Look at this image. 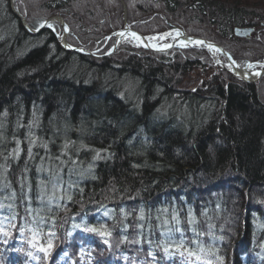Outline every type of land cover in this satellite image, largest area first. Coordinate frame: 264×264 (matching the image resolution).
<instances>
[{
  "label": "trees",
  "instance_id": "16d2710c",
  "mask_svg": "<svg viewBox=\"0 0 264 264\" xmlns=\"http://www.w3.org/2000/svg\"><path fill=\"white\" fill-rule=\"evenodd\" d=\"M25 1L16 0L26 16ZM42 1L40 11L47 6L69 13L81 2L87 8L103 0ZM124 1L128 22L144 34L179 24L189 34L220 43L242 66L250 59L243 57L246 52L264 62L259 1ZM156 9L162 15H142ZM67 13L74 45L88 46L90 34L106 31L105 18L100 22L87 13ZM116 20L110 29L124 26L121 13ZM235 26L261 27V40L254 34L238 37ZM255 42L261 51L257 58ZM207 55L193 47L156 53L127 44L104 57L68 52L51 28L31 34L9 1L0 0V264H197L199 259L216 264L224 256L236 257L238 264L256 262L240 255L243 247L238 252L230 247L241 242L249 248L254 238L264 239V83L216 71L179 95L177 109L161 108L182 75L214 65ZM86 65L96 67L99 78L109 67L121 76L128 73L135 80L134 93L123 89L117 74L112 87L102 88L103 78H86ZM185 98L193 100V112ZM136 133L134 141L140 144L128 147ZM86 157L92 160L84 166ZM51 161L63 166L65 186L78 191V197L55 188ZM177 200L185 210L179 214L181 226L189 227L191 213L200 217L189 223L200 230L205 246L211 244L203 256L186 247L194 242L188 234L171 239L155 224L140 226L138 211ZM240 200L254 215L239 208ZM117 207L123 209L120 217L113 213ZM101 226L111 235L83 231ZM49 239L54 247L45 256L39 247Z\"/></svg>",
  "mask_w": 264,
  "mask_h": 264
},
{
  "label": "rangeland",
  "instance_id": "374dc122",
  "mask_svg": "<svg viewBox=\"0 0 264 264\" xmlns=\"http://www.w3.org/2000/svg\"><path fill=\"white\" fill-rule=\"evenodd\" d=\"M9 1V6H10V0ZM39 1L40 0H27V4H26V1H25V7H26V11H27V14L28 15H24L22 13V11L20 10L19 6L17 5V2L16 0H14V3L15 5H17L19 11L22 13V15L25 17L27 23L29 24V26H31L34 30H36L37 28H39V25L45 21H47L49 18L51 17H56V16H63L65 19H66V14L67 12H64L62 11L61 9H50V8H47V6H42V10L40 11V7H39ZM42 1V0H41ZM109 3H106V1H102L101 3H94L91 7H87L89 9L86 8V5L85 3L81 2L80 4H77L76 6H74L71 11L67 14H84V13H87L89 15H93L95 16L94 19L96 20H100V22L102 20H104L105 18V22L107 23V28L104 26L103 28L106 29V31H99L96 36L95 35H91L88 37L87 39V44H89L88 46H78V47H84L85 50H82V51H77V50H72L71 51H76V52H79V53H85V54H88L89 56H92V55H96L97 57H104V56H108L110 54H113L118 48H120V46L122 44H127L129 46H136V45H140L142 46L135 38H133L131 35L127 34L125 35L121 40L120 42L118 43V47L114 48V44L116 43V38H117V34L114 33V31L118 30V29H121L123 28L124 26L118 28V27H113V29H110L112 26H113V23H117L118 24V20H116V18L119 16V14L121 13V15H123V18L124 16L127 18V15H128V11H127V4L124 0H107ZM119 1V2H118ZM249 1H252L253 3L254 2H257L259 1L260 6H264V0H249ZM46 2V0H43L42 3ZM120 2H121V6L123 7V9H121V6H120ZM38 3V4H37ZM48 5H52V4H48ZM11 7V6H10ZM39 7V8H38ZM129 7V6H128ZM74 9V10H73ZM12 12H13V9L11 8ZM63 12V13H62ZM161 10L159 9H156V11H151V13H144L142 14L143 16H148L149 14H151V16H156V15H162V12ZM14 13V12H13ZM16 13H14L15 15ZM40 14V15H39ZM134 15V14H133ZM16 16H18L16 14ZM41 16H46L45 18H41ZM115 16V17H114ZM19 17V16H18ZM114 17V18H113ZM184 17H188L187 15H184ZM20 18V17H19ZM40 19V20H39ZM92 19V20H94ZM21 20V18H20ZM95 20V21H96ZM34 22L35 24L37 23V27H34L30 24V22ZM58 23L59 25L61 26H55L54 23ZM133 23V25L135 24L134 21H131ZM130 22V24H132ZM21 23L24 26L22 20H21ZM48 23L52 24L53 27L51 28L53 30V32L56 34V36H58L59 38V46L63 47L62 46V33H63V25L61 23L60 20H55V19H52L50 20ZM34 24V25H35ZM66 24L68 25L67 21H66ZM125 24V23H124ZM200 25H203V24H200ZM69 29H68V34H67V40L68 42L70 43V45H73V46H77V45H74L73 43L70 42V39H69V35L72 31H70V25H68ZM181 28L182 30L186 31L181 25H176V24H173V25H168L167 27L163 28L160 30V32H157L156 34H152L153 36H150V37H154V38H157L159 37L158 39V44L159 46H163V45H166L168 44L169 41L173 40L174 38L173 37H176L179 35L180 31L174 29V28ZM200 27V26H199ZM239 27V26H238ZM244 27H248V26H244ZM244 27H240V28H244ZM26 30H28L31 34L33 35H38L39 33H41L42 31H44L45 29H48V27H44L42 28L40 31H38L37 33H34V32H31L30 29L28 27H25ZM155 26H153V30ZM158 28H161V25L158 27ZM250 28H253V27H250ZM58 29V31H57ZM140 30V29H139ZM141 31V30H140ZM262 28L260 27H257V28H253V31L247 35H244V36H240L238 35L237 33H235L238 37H246V36H250L251 34H254V36L256 38H258L259 40H261L259 37H261L262 35ZM94 32H97V31H94ZM188 33V31H186ZM189 34V33H188ZM190 35V34H189ZM191 35H196V36H199L197 34H191ZM149 36V35H148ZM202 36V35H201ZM199 36V37H201ZM204 37V36H202ZM161 38V39H160ZM205 38V37H204ZM153 39V38H152ZM207 39V38H206ZM209 40V39H208ZM212 41V40H211ZM215 41V40H214ZM30 42V41H28ZM33 42V41H32ZM217 42V41H216ZM261 42H264V40H261ZM221 45V44H220ZM255 45L256 42H255ZM253 45L254 48H257L255 49V58H257L259 55H261V51L260 49L258 48L259 45L255 46ZM261 45V44H260ZM95 46H96V49H99V50H96L95 49ZM99 46V48H98ZM222 46V45H221ZM144 49H148V50H151L149 48H146L144 46H142ZM190 47H193V48H197V49H203L204 51L207 52V56L211 59L212 62H214V65L211 66H207L206 67H202L198 69H191V71L187 72L184 76L182 75L181 76V80L180 81H176L178 82L177 84V89H174V92L172 93V96L170 98V100H167L168 102H164L163 106H161L162 110L163 111H167L168 108L171 109V107H174L175 109H177L178 107V104H180V100L181 98L179 97V95L181 96L183 93H185V90H190L192 91V89H195L197 88L198 86L201 85V83L203 82V80H206L208 77H210L211 75H213V72H221V71H224L226 70L227 72H229L231 75H233L234 77H236L237 79L241 80L240 78H238L236 75H234L233 72H230L228 70V67H223L222 65L219 64L218 60H222V61H226V65L228 66V61L226 60V57L224 56V54L220 52H216V55L213 54L211 55L210 51L208 50L207 47L203 46V47H198V45H191L190 46H179V48H190ZM224 47V46H222ZM225 48V47H224ZM64 50H66L64 47H63ZM174 49H177V47H175ZM226 49V48H225ZM105 50V51H104ZM173 50V49H172ZM227 50V49H226ZM68 51V50H66ZM71 51H68V52H71ZM99 51H104V53L102 52V54H98ZM152 52H155L153 50H151ZM160 52V51H158ZM156 52V53H158ZM160 53H164V52H160ZM169 53V52H168ZM232 55V54H231ZM245 55H247L246 57L250 58L248 59L249 62L247 64H251V65H256L254 68L253 67H250L251 70H255V68L257 67H264V62H259L260 60L257 61H254L252 58L254 57H250L249 54L246 52L244 54L243 57H245ZM221 56H224L225 57V60L221 58ZM168 57V56H167ZM171 57V56H170ZM201 57H202V54H201ZM204 57V56H203ZM233 57V55H232ZM234 58V57H233ZM216 59V60H215ZM235 59V58H234ZM262 59V58H261ZM244 60V59H242ZM236 61V59H235ZM238 62V61H237ZM239 64V62H238ZM245 64V65H247ZM241 67H245V66H242L241 64H239ZM83 66V65H82ZM84 68V67H83ZM86 70H84L83 72H85V74L87 75L86 78L88 79H94L96 78L97 81H100L101 78H103L102 80H104L106 83H101L102 85V88H106L108 89L109 87H112V81H113V78L112 76H115V74L118 75L119 77V81H120V85L122 84L123 86V89L124 90H129V93H134V90H135V83L133 81H135L134 79L131 78L130 75H127L128 73H126V75H120V73L117 71L118 69H114L109 67V68H105L104 70L101 71V78H99V75H96L95 72L97 71L96 67H91V66H88L86 65L85 66ZM219 75H223V72L222 73H219ZM178 77V75L176 76ZM178 79V78H177ZM222 79V78H221ZM259 81H261V83H264V76H262L260 79H258ZM243 81V80H241ZM245 82V81H243ZM248 82V81H246ZM176 86V85H175ZM174 86V87H175ZM120 90V89H119ZM118 90V93H120V91ZM139 91H141V88L139 87ZM127 93V92H126ZM125 93V94H126ZM139 94H141V92H139ZM145 94V92H144ZM105 95V94H104ZM135 96H136V93H135ZM133 96V97H135ZM129 97H132V96H129ZM132 97V98H133ZM156 98V96H155ZM135 99V98H133ZM186 99V98H185ZM35 102L32 101V103ZM186 107L191 110L193 112V100L190 99H186ZM33 106V104H31ZM185 105V104H184ZM30 106V108L32 107ZM29 108V109H30ZM36 108V107H35ZM184 109V108H183ZM36 112V111H35ZM33 114H36V113H33ZM35 117V115H34ZM152 123V126L153 124H155V119L151 120L150 121ZM134 126V125H132ZM139 132V131H138ZM142 132V130H141ZM30 135H33V132L30 134ZM133 137L131 138L132 140H129L127 141L128 142V147L131 146L133 148H137V146L140 144V143H136V141H134V139H139L138 137V134H134L132 135ZM34 137V135H33ZM142 143V142H141ZM68 144V143H67ZM69 145V144H68ZM139 151V150H138ZM165 209H167V207H165ZM165 211V210H164ZM189 212V211H187ZM163 220L165 221L164 224H166L164 227H172L173 226H178L180 227L181 226V219L179 218V216H175V215H168L167 213H164L163 215ZM151 221V220H150ZM142 224L144 225V227L146 229H149L151 227L152 224L148 225V221L147 219H142ZM143 227V228H144ZM193 229V228H192ZM195 229V227H194ZM164 234V230H161ZM161 233V232H160ZM167 237L171 238V239H174L173 236H169V234L166 235ZM198 240L199 241H194L193 243H191V246L190 244L188 243L186 245L187 248H191L194 252L198 253L197 255H204L206 251H209L210 249V246L211 244H209V246H205V242L200 238L198 237ZM182 246V245H181ZM175 250H177L178 248H175Z\"/></svg>",
  "mask_w": 264,
  "mask_h": 264
},
{
  "label": "bare ground",
  "instance_id": "6f19581e",
  "mask_svg": "<svg viewBox=\"0 0 264 264\" xmlns=\"http://www.w3.org/2000/svg\"><path fill=\"white\" fill-rule=\"evenodd\" d=\"M65 21H66V19H65ZM128 23V25L130 26V28L131 29H137V30H139L138 28H136V27H134L133 26V24H130L129 22H128V20H127V18L124 16V23ZM237 27L238 26H235L234 27V32L236 33V29H237ZM69 28V27H68ZM240 28V27H239ZM140 31V30H139ZM141 32V31H140ZM143 33V32H142ZM144 34V33H143ZM145 36L147 35V34H144ZM147 37L149 38V40H151L152 38H153V40H152V42H154V43H157L158 42V39H159V37H157V38H154V37H150V36H148L147 35ZM174 39L176 38V37H173ZM161 39V38H160ZM137 40V39H136ZM142 46H144V43H141L139 40H137ZM190 44L192 45H198V47H200L201 45V47H203V46H205V47H207L208 48V50L210 51V53H211V55H213V54H215L216 55V52L215 51H213V50H210L209 49V47H208V45H205V44H199V43H194V42H192V41H179L178 42V45L179 46H190ZM179 46H177V48H179ZM200 47V48H201ZM172 49H174V48H172ZM172 49H170L169 51H171ZM168 51V52H169ZM229 51V50H228ZM168 52H164V53H168ZM230 52V51H229ZM216 60V59H215ZM225 63H226V61H225ZM259 68V67H258ZM257 67L255 68V70L256 69H258ZM252 71H254V70H252ZM90 157V156H89ZM90 158H84L82 161H83V164L82 165H84V166H87V165H89L91 162H90V160H92V159H90ZM51 164H53V162L51 161L50 162ZM55 163V162H54ZM54 165V166H53ZM53 165H51V167H53V169L51 170V172H50V170H49V178H51V180L53 181V184H55L56 183V185L57 186H55V188H57V190H62V191H59V192H62L63 194L65 193H67L68 194V196L69 197H71V194H70V192L71 193H74V194H79V192L77 191H74V189L73 188H68V187H66L65 186V180H67V177H64L63 176V173H62V168H63V166L62 165H59V166H61V167H59V166H57V164H53ZM64 165H67V164H64ZM66 172H68L67 174H69V175H72V176H75V174L76 173H74V172H71V170H67ZM73 173V174H72ZM260 187L263 185L262 183L261 184H258ZM261 189H262V187H261ZM51 194H53V192H51ZM45 195H46V193H45ZM55 195L56 196H58V193H55ZM79 195H77L76 197H78ZM47 199L49 198L48 197V195L47 196H45ZM75 197V198H76ZM50 203H52V201L50 200ZM182 206L183 205H181L180 203H179V201L177 200V201H175V202H170V203H166V205L165 206H162V207H160V206H158V207H154L152 210H150L149 212H148V210H143V211H138L137 213H138V217L141 219V221H140V226L141 227H144V225L142 224V219L144 218V219H147V221H148V225H150V224H155L157 227H159L161 230H164V232H165V235H167V234H169V236H173V238H174V236H178V233H185L186 235L188 234V236L193 240V241H199L198 240V232H200V230L198 229H192V226H190V224L191 225H193V222L192 223H189L190 221H193L194 220V218L196 217V215H195V213H191V214H189V216H188V219H187V221H189V222H187L188 224H189V227H185L184 225L183 226H180V227H178V226H173V228L172 227H164L166 224H164L165 223V221L162 219L163 218V214L164 213H167L168 215H175V216H179V218L181 219V217H180V215L179 214H183L181 211H185V210H183L182 209ZM165 207H167V209H165ZM239 208H241V209H243L244 211H245V213L246 214H248L249 216H252V215H254V213L252 212V210L247 206V202H244V201H241L240 200V204H239ZM121 210H123L122 208L120 209L119 207H117V208H114L113 209V213H115L117 216H119L120 217V215H121V213H123ZM165 210V211H164ZM152 211V212H151ZM188 211V210H187ZM148 214H147V213ZM126 213V212H125ZM200 219V217H196L195 218V221L196 222H198V220ZM151 220V221H150ZM181 222H182V220H181ZM181 225H182V223H181ZM145 228V227H144ZM79 229V228H78ZM163 233V232H162ZM164 234V233H163ZM251 236L253 235V234H250ZM256 239H257V241H256ZM254 238V240L255 241H253V247H244V245H243V243H241L240 242V244H237V246L236 247H234V246H232L231 245V249L233 250V252H238L239 251V249L240 248H242L239 252H241L240 253V255L241 256H244L249 262H253L254 261V258H256V262H254V264H264V254H262V253H264V239H262V238H259V237H257V238ZM252 250H256V252L258 253V252H261L260 254H255V256L253 255V251ZM229 255H231L230 253H231V251H229V252H227ZM196 254H198V253H196ZM201 256V255H200ZM203 256V255H202ZM202 258H204V259H206V260H208L207 258H205V257H202ZM236 257H230V256H224V258H221L218 262H216V264H238L237 263V261H236V259H235ZM251 260V261H250ZM196 262V261H195ZM197 264H203L202 263V261H200V259H199V261L198 262H196ZM246 264V263H245Z\"/></svg>",
  "mask_w": 264,
  "mask_h": 264
},
{
  "label": "water",
  "instance_id": "95a60500",
  "mask_svg": "<svg viewBox=\"0 0 264 264\" xmlns=\"http://www.w3.org/2000/svg\"><path fill=\"white\" fill-rule=\"evenodd\" d=\"M10 6L13 9V12L16 13L22 20L23 24L25 27H28L30 29L31 32L37 33L38 31H40L42 28H38L39 30H34L31 26H29V24L27 23L25 17L22 15V13L19 11L17 5H15L14 0H10ZM55 19V20H60L62 25H63V33H62V46L68 50L71 51L72 50H77V51H82L85 50L84 47H78V46H73L70 45V43L67 40V34H68V25L66 24L65 18L61 15L56 16V17H51L49 18L47 21L43 22V23H48L50 20ZM44 28V27H43ZM178 31H180L179 35L176 36L175 39L171 40L168 42V44L163 45V46H159L158 43H154L152 42L153 39L149 40V38L147 37V35L145 36L142 32H140L137 29H131L130 26L128 25V23L126 22L124 24V27L121 29H118L116 31H114L115 34H117V38H116V43L114 44V48L118 47V43L120 42V40L127 34L131 35V33H136L139 37H141V39L139 40L141 43H144V47L149 48L155 52H168L170 49L175 48L178 45L179 41H192L194 43H197V41H203L205 45H213L215 47H218L219 49H221V53L224 54V56L226 57V60L228 61V66L226 65L225 61L222 60H218L219 64L222 65L223 67H228V70L230 72H233L234 75H236L238 78H240L243 81H248V82H256L258 79H260L262 76H264V67H260L254 71H252L249 67L250 64L245 65V67H241L237 61H235V59L232 57L231 53L226 50L224 47H222L220 45V43L214 41V40H208L204 37H199L196 35H189L186 31L182 30L181 28H174ZM253 31V28L250 27H244V28H239L237 27L236 29V33L240 36H244L247 35L249 33H251ZM121 33H123V35H121ZM201 44V43H199ZM168 45H170V47H168ZM193 45V44H192ZM202 46V45H201ZM200 46V47H201ZM257 73H259V75H257Z\"/></svg>",
  "mask_w": 264,
  "mask_h": 264
},
{
  "label": "snow or ice",
  "instance_id": "6c2138e0",
  "mask_svg": "<svg viewBox=\"0 0 264 264\" xmlns=\"http://www.w3.org/2000/svg\"><path fill=\"white\" fill-rule=\"evenodd\" d=\"M45 26L48 27V28H52V27H53V25L50 24V23H41V24L39 25V28H43V27H45ZM36 30H39V29L37 28ZM121 35H123V33H121ZM131 36H132L133 38L137 39V40H140V39H141V37H139L136 33H131ZM197 43H204V42H203V41H197ZM168 47H170V45H168ZM208 47H209L210 50H213V51H215V52H220V51H221V49H219L218 47H215V46H213V45H211V44H209ZM249 67H253V65L250 64ZM257 75H259V73H257ZM97 155H99V153H98ZM76 227H79V225H77ZM83 231H85V232H89V233L99 234L100 236H103V237H107V236H110V235H111V233H110L109 231H107V229L104 228L103 226H101L100 228H97V227H85V228L83 229ZM4 235L7 236L8 233H4ZM35 236H36V234L34 233V234H33V238H34V239H35ZM6 242H7V241H5V243H6ZM104 242H105V243H108L107 240H105ZM33 246L35 247L36 245L33 244ZM53 247H54V245H53V243H52V240L49 239L48 242H47V244H46V246H45V245H41V246L39 247V251L42 252V253H44L45 256H47V255L50 253V250H51ZM178 247H181V246L178 245ZM165 251L167 252L168 249L166 248ZM189 255L191 256V255H195V254L192 253V252H189ZM196 258L199 259L198 256H197Z\"/></svg>",
  "mask_w": 264,
  "mask_h": 264
}]
</instances>
